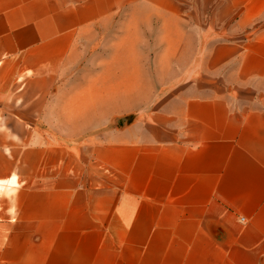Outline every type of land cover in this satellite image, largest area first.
I'll return each instance as SVG.
<instances>
[{
  "label": "crops",
  "instance_id": "0c3cea01",
  "mask_svg": "<svg viewBox=\"0 0 264 264\" xmlns=\"http://www.w3.org/2000/svg\"><path fill=\"white\" fill-rule=\"evenodd\" d=\"M263 11L220 8L240 27ZM123 13L157 16L141 22L157 49L140 65V23L106 33ZM180 13L0 0V264H264V27L211 48L215 77L239 55L220 87H165L180 78Z\"/></svg>",
  "mask_w": 264,
  "mask_h": 264
},
{
  "label": "rangeland",
  "instance_id": "374dc122",
  "mask_svg": "<svg viewBox=\"0 0 264 264\" xmlns=\"http://www.w3.org/2000/svg\"><path fill=\"white\" fill-rule=\"evenodd\" d=\"M227 0H176L181 5L180 22L182 24V46H181V73L180 78L175 77L165 84L173 85L180 83V85H188L194 83L204 87H220L224 79V74L234 68L239 55L233 54L228 60L218 65L217 72H221L222 76L215 77L207 69L208 56L210 55L211 48L220 43H232L240 45L244 40L251 38L254 33L261 27H264V11L256 18L248 22L244 26H238L236 23L237 14L234 12L220 13V8ZM156 15L143 16L141 14H122L116 18L115 25L106 31V33L119 36L124 32L126 23L132 21L140 23V29L137 31L140 35L143 32L148 34L149 44L153 45L152 50L142 53L141 52V38L134 36L135 51L138 53V65L144 63L147 54L153 57L156 54L157 47L156 37L157 30H145L141 22L150 21L153 24L157 22ZM143 18V19H142ZM132 19V20H131ZM145 38V37H144ZM108 39V38H105ZM104 50V48H103ZM141 56H145L142 59ZM206 60V62H205ZM137 64V63H135ZM196 66V67H195ZM202 67V68H200ZM165 94H156L152 99L160 98ZM264 99V94H263ZM241 218V217H240ZM242 221V220H241Z\"/></svg>",
  "mask_w": 264,
  "mask_h": 264
},
{
  "label": "built area",
  "instance_id": "2783aa9c",
  "mask_svg": "<svg viewBox=\"0 0 264 264\" xmlns=\"http://www.w3.org/2000/svg\"><path fill=\"white\" fill-rule=\"evenodd\" d=\"M240 220H243V218L241 217Z\"/></svg>",
  "mask_w": 264,
  "mask_h": 264
}]
</instances>
